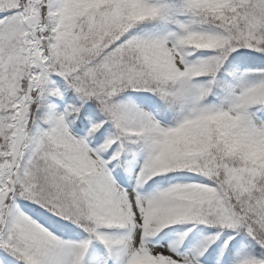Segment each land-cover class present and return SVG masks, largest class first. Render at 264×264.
<instances>
[{"label": "snow or ice", "instance_id": "6c2138e0", "mask_svg": "<svg viewBox=\"0 0 264 264\" xmlns=\"http://www.w3.org/2000/svg\"><path fill=\"white\" fill-rule=\"evenodd\" d=\"M0 264H264V0H0Z\"/></svg>", "mask_w": 264, "mask_h": 264}]
</instances>
